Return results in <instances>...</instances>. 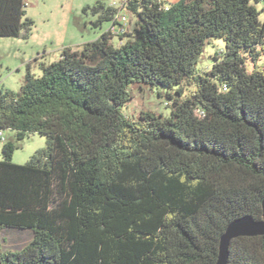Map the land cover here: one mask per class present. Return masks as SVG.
<instances>
[{"label": "trees", "instance_id": "16d2710c", "mask_svg": "<svg viewBox=\"0 0 264 264\" xmlns=\"http://www.w3.org/2000/svg\"><path fill=\"white\" fill-rule=\"evenodd\" d=\"M261 2L96 3L83 10L94 27L122 10L132 33L115 24L117 36L63 48L18 93H0V132L45 138L24 165L12 163L14 143L2 146L0 241H29L0 246V264H216L229 224L262 219ZM25 8L0 0V38L31 34ZM214 40L224 48L200 72ZM133 89L153 90L168 113L127 118ZM227 264H264V236L231 241Z\"/></svg>", "mask_w": 264, "mask_h": 264}, {"label": "rangeland", "instance_id": "374dc122", "mask_svg": "<svg viewBox=\"0 0 264 264\" xmlns=\"http://www.w3.org/2000/svg\"><path fill=\"white\" fill-rule=\"evenodd\" d=\"M26 4L25 17L33 22L31 34L24 38H0V93H18L27 71L36 78L41 76L40 65H49L59 60L63 48L78 49L83 44L98 39L110 28L109 22L94 27L98 15L83 10L101 3L105 7L120 9L125 0H24ZM176 3L178 0H163ZM260 19L264 20V2L257 5ZM128 23L123 26L128 34L132 33L134 17L127 14ZM112 44L117 46V40ZM80 46V47H79ZM224 45L214 40L205 46L199 59L197 69L207 72L210 69L214 54L221 53ZM142 88V87H141ZM139 89V87H138ZM190 90H186L188 94ZM132 101L124 108V115L136 119L142 112L166 115L168 102L157 97L153 90H131ZM2 132V133H1ZM0 132V160L2 146L7 142L15 145L12 163L24 165L40 149L45 147V138L31 134L22 141H16L15 133ZM5 250H19L29 241L24 234H4ZM1 240V239H0Z\"/></svg>", "mask_w": 264, "mask_h": 264}, {"label": "water", "instance_id": "95a60500", "mask_svg": "<svg viewBox=\"0 0 264 264\" xmlns=\"http://www.w3.org/2000/svg\"><path fill=\"white\" fill-rule=\"evenodd\" d=\"M262 219L254 221L251 217L235 220L228 225L221 236L216 264H227L231 241L238 238H256L264 236V200L261 203Z\"/></svg>", "mask_w": 264, "mask_h": 264}, {"label": "built area", "instance_id": "2783aa9c", "mask_svg": "<svg viewBox=\"0 0 264 264\" xmlns=\"http://www.w3.org/2000/svg\"><path fill=\"white\" fill-rule=\"evenodd\" d=\"M127 23H128V17L124 13V11L121 10L119 11V13L115 15L114 20L110 23V28L108 32H110V34L114 36H117L122 32V29L120 27H117L115 24L121 25L123 28V26Z\"/></svg>", "mask_w": 264, "mask_h": 264}, {"label": "crops", "instance_id": "0c3cea01", "mask_svg": "<svg viewBox=\"0 0 264 264\" xmlns=\"http://www.w3.org/2000/svg\"><path fill=\"white\" fill-rule=\"evenodd\" d=\"M124 32H126L125 30H124ZM88 43V42H87ZM80 47V46H79ZM76 49V48H75ZM61 52V51H60Z\"/></svg>", "mask_w": 264, "mask_h": 264}]
</instances>
